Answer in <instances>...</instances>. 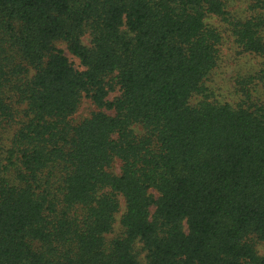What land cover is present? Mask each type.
<instances>
[{"label": "trees", "instance_id": "obj_1", "mask_svg": "<svg viewBox=\"0 0 264 264\" xmlns=\"http://www.w3.org/2000/svg\"><path fill=\"white\" fill-rule=\"evenodd\" d=\"M209 15L224 1L0 0V264H142L138 242L146 264H264V106L207 98ZM261 26L233 23L243 52Z\"/></svg>", "mask_w": 264, "mask_h": 264}, {"label": "rangeland", "instance_id": "obj_2", "mask_svg": "<svg viewBox=\"0 0 264 264\" xmlns=\"http://www.w3.org/2000/svg\"><path fill=\"white\" fill-rule=\"evenodd\" d=\"M223 1L228 21L216 15H209L205 20L206 24L215 28L221 37V42L218 45L217 66L204 81V85L207 88V98L214 103H229L234 107L243 103L244 106H250L251 104L264 106V55L243 52L232 34L234 22L249 18H255L261 21V28L264 34V7L259 8L256 5V0ZM81 40L84 45L91 46L89 33H86ZM56 46L64 50V53L77 69H85L80 59L67 49L66 43L58 41L56 42ZM119 94L118 89L111 92L108 100H113ZM203 98L202 95H196L192 97L190 102L195 104ZM98 110L89 97L83 96L79 108L72 116V119L74 122L81 121L90 117L94 111ZM103 110L108 114H114L113 110ZM136 128L140 129L138 127ZM120 166L121 162L117 160L113 168L115 173L120 172ZM151 192L155 196H158L155 190ZM154 208V206L151 207V212L154 211ZM124 209L125 203L121 197L120 211L116 215L117 221L115 222L113 232L107 235L108 239L113 238L121 232L119 219ZM135 247L139 261L142 264H146V253L142 249V243L138 242ZM256 248L260 255H264V243L258 242Z\"/></svg>", "mask_w": 264, "mask_h": 264}]
</instances>
